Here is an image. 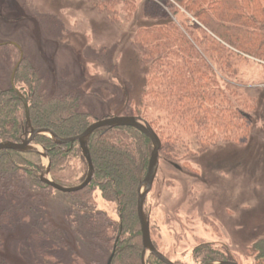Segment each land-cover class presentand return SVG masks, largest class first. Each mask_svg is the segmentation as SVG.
Listing matches in <instances>:
<instances>
[{
  "label": "rangeland",
  "instance_id": "rangeland-1",
  "mask_svg": "<svg viewBox=\"0 0 264 264\" xmlns=\"http://www.w3.org/2000/svg\"><path fill=\"white\" fill-rule=\"evenodd\" d=\"M144 1L0 0V85H11L22 57L18 69H36L47 97L72 92L95 118L144 114L163 125L165 108L143 97L149 66L135 34L166 18L146 16ZM171 15L178 23L191 18L184 9ZM231 69L234 76L220 73V78L239 99L256 104L247 139L192 152L197 136L178 125L181 142L165 147L171 156L161 155L146 199L153 243L179 264L220 259L264 264L259 258L264 251V62L244 55L233 58ZM21 87L26 89L24 81ZM41 158L37 179L47 165ZM80 168L78 161L72 163L68 176L78 177ZM9 180V194L0 184V264L108 263L112 237L106 219L119 222L117 203L107 201L99 188L86 202L31 186L24 178ZM85 217H95L94 224L83 226Z\"/></svg>",
  "mask_w": 264,
  "mask_h": 264
},
{
  "label": "trees",
  "instance_id": "trees-1",
  "mask_svg": "<svg viewBox=\"0 0 264 264\" xmlns=\"http://www.w3.org/2000/svg\"><path fill=\"white\" fill-rule=\"evenodd\" d=\"M108 4L113 6V2ZM166 7L175 17L184 9L191 18L185 16L178 23L164 12ZM143 8L148 17L162 14L166 18L161 24L139 28L135 34L149 66L143 97L166 110L167 122L163 125L158 119L141 115L161 138L159 157L169 158L170 152L164 153L165 147L181 142L178 125L197 136L198 148L192 152L204 151L221 141L246 140L252 129L255 101L239 99L233 86L220 78V73L227 77L235 75L231 71L235 57L251 56L264 62V0H145ZM25 68L17 70L14 86L0 85V142H20L31 127H49L61 137H73L96 120L94 114L82 108V101L75 93L47 97L36 69L30 67L27 73ZM23 81L26 89L21 87ZM20 93L25 94L29 103L30 125ZM35 142L47 149L55 182L75 186L84 181L88 165L79 142L57 145L48 135L37 136ZM89 148L94 178L72 195L90 202L92 192L99 188L107 201L117 203L119 222L106 219L112 237L111 253H114L111 264H142L137 189L147 174L152 141L134 127H101L90 136ZM76 161L81 165V173L75 178L68 175ZM42 166L39 153L1 150L0 184L9 187L8 194L12 185L9 177L24 178L31 186L52 188L42 185L36 177ZM94 219L85 217L82 225L89 227ZM259 253V258L264 260V251ZM207 257L216 258L204 259ZM149 264L165 263L151 255Z\"/></svg>",
  "mask_w": 264,
  "mask_h": 264
},
{
  "label": "water",
  "instance_id": "water-1",
  "mask_svg": "<svg viewBox=\"0 0 264 264\" xmlns=\"http://www.w3.org/2000/svg\"><path fill=\"white\" fill-rule=\"evenodd\" d=\"M22 57L15 65L11 84L14 86V77L16 71L22 61ZM20 98L24 103L26 120L30 125V110L29 103L24 95L20 93ZM118 126H130L140 130L152 141L153 150L151 153L149 166L145 178L140 182L137 193V212L138 218L141 225L142 231V253H141V263L149 264V257L152 255L159 259L165 264H176L174 261L170 260L165 254L159 251L153 243L150 233V220L146 212V199L153 189V185L159 170L160 165V151L162 148V141L158 133L154 130L151 123L140 115H120L114 114L110 116H105L103 118H97L92 122L81 134L73 137H61L54 129L49 127L43 128H33L27 129L21 137L20 142L12 141H1V150H17L21 152H36L39 153L46 161L47 165L44 167L43 171L38 174L39 179L46 185L54 188L55 190L62 193H74L84 189L90 184L94 175V165L90 154L89 139L93 132L101 127H118ZM39 135H48L57 145H66L69 143L79 142L80 151L83 158L86 160L88 165L87 175L83 182L75 186H66L55 182L50 175L51 170V159L48 154L47 149L44 147L39 148V145L35 143L36 137ZM114 253L110 256L108 263L111 264ZM204 264H240L235 260H217L210 261Z\"/></svg>",
  "mask_w": 264,
  "mask_h": 264
},
{
  "label": "flooded vegetation",
  "instance_id": "flooded-vegetation-1",
  "mask_svg": "<svg viewBox=\"0 0 264 264\" xmlns=\"http://www.w3.org/2000/svg\"><path fill=\"white\" fill-rule=\"evenodd\" d=\"M23 60V59H22ZM155 245V244H154ZM156 246V245H155ZM156 248L159 250V251H161L157 246H156ZM162 252V251H161ZM163 253V252H162ZM164 254V253H163ZM220 260H234V259H220ZM174 262L176 263V264H179V262H178V260H174ZM207 263V262H206Z\"/></svg>",
  "mask_w": 264,
  "mask_h": 264
}]
</instances>
